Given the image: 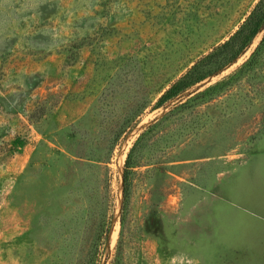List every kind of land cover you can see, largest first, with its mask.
<instances>
[{
	"label": "rangeland",
	"instance_id": "374dc122",
	"mask_svg": "<svg viewBox=\"0 0 264 264\" xmlns=\"http://www.w3.org/2000/svg\"><path fill=\"white\" fill-rule=\"evenodd\" d=\"M0 264H264V0H0Z\"/></svg>",
	"mask_w": 264,
	"mask_h": 264
},
{
	"label": "trees",
	"instance_id": "16d2710c",
	"mask_svg": "<svg viewBox=\"0 0 264 264\" xmlns=\"http://www.w3.org/2000/svg\"><path fill=\"white\" fill-rule=\"evenodd\" d=\"M254 32V29L251 30V33ZM180 85V82L172 85L163 95L162 97L160 98V101H167V100H170L171 98L175 97L179 92H180V89L178 88ZM126 182H127V177H126V174H124V177H123V188H124V194H125V186H126ZM107 231H108V226H106L104 232H103V239L106 238V234H107Z\"/></svg>",
	"mask_w": 264,
	"mask_h": 264
},
{
	"label": "bare ground",
	"instance_id": "6f19581e",
	"mask_svg": "<svg viewBox=\"0 0 264 264\" xmlns=\"http://www.w3.org/2000/svg\"><path fill=\"white\" fill-rule=\"evenodd\" d=\"M115 235V234H114Z\"/></svg>",
	"mask_w": 264,
	"mask_h": 264
}]
</instances>
